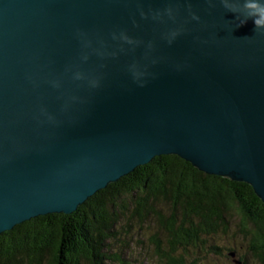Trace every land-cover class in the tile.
I'll return each instance as SVG.
<instances>
[{
	"label": "water",
	"instance_id": "95a60500",
	"mask_svg": "<svg viewBox=\"0 0 264 264\" xmlns=\"http://www.w3.org/2000/svg\"><path fill=\"white\" fill-rule=\"evenodd\" d=\"M253 19L246 0H0V235L163 155L264 203Z\"/></svg>",
	"mask_w": 264,
	"mask_h": 264
},
{
	"label": "trees",
	"instance_id": "16d2710c",
	"mask_svg": "<svg viewBox=\"0 0 264 264\" xmlns=\"http://www.w3.org/2000/svg\"><path fill=\"white\" fill-rule=\"evenodd\" d=\"M83 205L0 235V264H105L112 261L111 242L129 247L137 236L140 244L149 240L156 264H198L189 248L200 251L211 237L226 234L232 219L249 238L254 261L264 264V203L253 188L175 155L155 157Z\"/></svg>",
	"mask_w": 264,
	"mask_h": 264
},
{
	"label": "rangeland",
	"instance_id": "374dc122",
	"mask_svg": "<svg viewBox=\"0 0 264 264\" xmlns=\"http://www.w3.org/2000/svg\"><path fill=\"white\" fill-rule=\"evenodd\" d=\"M238 223V219H232L228 232L226 234L219 233L216 237L208 239L206 247L203 246L200 251L189 248V251H192L190 253H193L194 261L198 264H242L240 261L244 258L247 264H258L252 258L249 238L244 236L241 231L242 227H239ZM137 238L140 239V236L127 242L129 247L120 246V242L118 245L111 242V248H109L112 261L105 262V264H121L120 260L123 261V264H156L157 259L149 240L145 239V244H140L137 242ZM215 246L219 251H211ZM189 259L191 260V255ZM81 263L89 264L84 260Z\"/></svg>",
	"mask_w": 264,
	"mask_h": 264
},
{
	"label": "clouds",
	"instance_id": "9594fccd",
	"mask_svg": "<svg viewBox=\"0 0 264 264\" xmlns=\"http://www.w3.org/2000/svg\"><path fill=\"white\" fill-rule=\"evenodd\" d=\"M253 5L255 6L254 9H253ZM246 7L256 12L264 11V0H252V3H248L246 0ZM253 25L254 28H259L261 26H264L261 23V19H253Z\"/></svg>",
	"mask_w": 264,
	"mask_h": 264
},
{
	"label": "bare ground",
	"instance_id": "6f19581e",
	"mask_svg": "<svg viewBox=\"0 0 264 264\" xmlns=\"http://www.w3.org/2000/svg\"><path fill=\"white\" fill-rule=\"evenodd\" d=\"M154 159H155V158H154ZM84 203H85V202H84ZM84 203H83V204H84ZM83 204H82V205H83ZM82 205H81V206H82ZM83 206H84V205H83ZM61 214H64V213H61ZM65 215H69V214H65ZM40 217H41V216H40ZM1 235H2V234H1Z\"/></svg>",
	"mask_w": 264,
	"mask_h": 264
}]
</instances>
